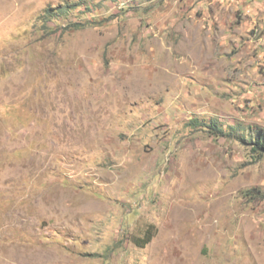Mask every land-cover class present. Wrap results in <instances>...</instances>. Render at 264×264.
Wrapping results in <instances>:
<instances>
[{
	"label": "rangeland",
	"instance_id": "rangeland-1",
	"mask_svg": "<svg viewBox=\"0 0 264 264\" xmlns=\"http://www.w3.org/2000/svg\"><path fill=\"white\" fill-rule=\"evenodd\" d=\"M261 133L264 0H0V264H264Z\"/></svg>",
	"mask_w": 264,
	"mask_h": 264
},
{
	"label": "trees",
	"instance_id": "trees-1",
	"mask_svg": "<svg viewBox=\"0 0 264 264\" xmlns=\"http://www.w3.org/2000/svg\"><path fill=\"white\" fill-rule=\"evenodd\" d=\"M70 10H72V8L70 7V5L65 4L62 6H58L56 9H51V8H45L43 15H42V24L46 26L47 23H49L51 20H53L54 18L57 17H66ZM85 25L81 24V23H74L71 24L70 27L68 28H74V29H80L83 28ZM209 130H211V134L215 137V138H221L224 136L223 131H221L220 129H218L217 126H215V124L209 125ZM240 142H244V139L242 136L237 137ZM251 148L252 151L258 155H263L264 154V133H261L260 135H257V137L255 139L250 140V142L248 143ZM153 234H152V230L147 229L146 232L143 234L142 239H140L142 241V244H147L150 242L151 238H152ZM136 244L139 245L138 241H135Z\"/></svg>",
	"mask_w": 264,
	"mask_h": 264
}]
</instances>
